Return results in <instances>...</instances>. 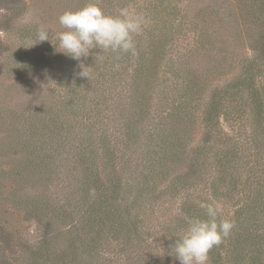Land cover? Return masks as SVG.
Segmentation results:
<instances>
[{"label": "trees", "instance_id": "obj_1", "mask_svg": "<svg viewBox=\"0 0 264 264\" xmlns=\"http://www.w3.org/2000/svg\"><path fill=\"white\" fill-rule=\"evenodd\" d=\"M44 1L57 22L90 2ZM233 1L220 15L207 0H96L145 24L135 55L97 48L81 61L56 50L60 24L0 20L7 70L43 75L56 95L0 105V197L15 177L43 200L22 202L41 225L32 239L0 217V264H180L172 246L211 201L234 228L208 264H264V0ZM39 28L54 45L20 46ZM71 178L69 199L48 206Z\"/></svg>", "mask_w": 264, "mask_h": 264}, {"label": "clouds", "instance_id": "obj_2", "mask_svg": "<svg viewBox=\"0 0 264 264\" xmlns=\"http://www.w3.org/2000/svg\"><path fill=\"white\" fill-rule=\"evenodd\" d=\"M59 23L65 29L57 33L58 44L49 38V30L39 28L35 41L20 46L30 48L37 43L50 41L57 51L70 58L81 61L88 57L92 49L113 53H131L135 55L134 35H139L145 24V17L128 8H121L118 14H107L96 2L90 0L82 8L65 11L59 16ZM79 75L88 77V66L80 64ZM206 219L191 218L184 233L175 240L171 254L180 264H208L209 251L219 246L229 237L234 222L224 218V206L219 201L202 202Z\"/></svg>", "mask_w": 264, "mask_h": 264}, {"label": "rangeland", "instance_id": "obj_3", "mask_svg": "<svg viewBox=\"0 0 264 264\" xmlns=\"http://www.w3.org/2000/svg\"><path fill=\"white\" fill-rule=\"evenodd\" d=\"M0 3V20L7 19L8 16L14 19L19 14L17 13L24 11L30 20L36 22H47V27L58 26L60 23L57 22V15L59 11L50 10L49 5L44 3V0H21L18 2H12L10 0H1ZM11 2V3H10ZM211 10L219 11L220 15H229L236 12L233 0H207ZM237 21V18H234ZM41 23H34L40 25ZM43 24V23H42ZM44 25V24H43ZM4 25L0 27V46L3 48L4 43L8 40L9 35L6 32V28L3 29ZM45 27V25H44ZM52 88L46 86V78L38 74L19 75L14 72H9L5 62L2 63L0 58V105L10 106L21 105L28 101L34 105H42L46 101L50 104V99L55 102L56 95L53 94ZM3 103V104H2ZM133 119V117H132ZM138 124H142L141 119H136ZM63 178H67L64 175ZM13 182L8 183V187L5 190L6 195L12 194V197H0V217L5 222V226L10 231L16 232L29 239L38 236L41 225L34 218L33 214H29L28 207L22 202L43 204V200L36 198V195L42 196V191L37 185H32L29 182L24 188H18L15 177L12 179ZM70 180V179H69ZM72 180V181H71ZM70 185L63 187L62 185L53 186L51 193H47L48 206L56 205V203H62L66 200V190L75 183L74 179L71 178ZM19 193H12L15 191ZM13 194L17 195L15 199ZM30 196H32L31 199ZM21 203H18L20 202ZM27 213V214H26Z\"/></svg>", "mask_w": 264, "mask_h": 264}]
</instances>
